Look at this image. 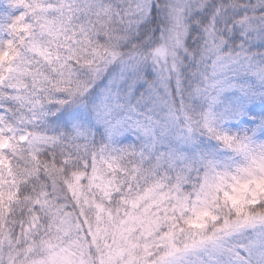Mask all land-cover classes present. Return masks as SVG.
<instances>
[{
	"label": "clouds",
	"instance_id": "obj_1",
	"mask_svg": "<svg viewBox=\"0 0 264 264\" xmlns=\"http://www.w3.org/2000/svg\"><path fill=\"white\" fill-rule=\"evenodd\" d=\"M0 264H264V0H0Z\"/></svg>",
	"mask_w": 264,
	"mask_h": 264
}]
</instances>
